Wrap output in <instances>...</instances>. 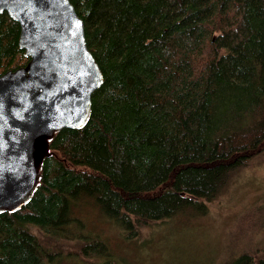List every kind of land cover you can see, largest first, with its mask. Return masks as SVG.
<instances>
[{"label": "trees", "instance_id": "obj_1", "mask_svg": "<svg viewBox=\"0 0 264 264\" xmlns=\"http://www.w3.org/2000/svg\"><path fill=\"white\" fill-rule=\"evenodd\" d=\"M70 2L103 81L87 122L49 141L31 199L0 213V264H43L71 244L88 248L85 264H114L105 244L73 234L76 202L93 198L131 238L142 224L206 214L264 148V0ZM18 33L1 12L0 72L29 59ZM249 218L264 227V198ZM260 228L229 264H264Z\"/></svg>", "mask_w": 264, "mask_h": 264}, {"label": "water", "instance_id": "obj_2", "mask_svg": "<svg viewBox=\"0 0 264 264\" xmlns=\"http://www.w3.org/2000/svg\"><path fill=\"white\" fill-rule=\"evenodd\" d=\"M19 24L25 65L0 73V213L25 205L36 190L49 141L80 128L102 72L70 0H0Z\"/></svg>", "mask_w": 264, "mask_h": 264}, {"label": "rangeland", "instance_id": "obj_3", "mask_svg": "<svg viewBox=\"0 0 264 264\" xmlns=\"http://www.w3.org/2000/svg\"><path fill=\"white\" fill-rule=\"evenodd\" d=\"M248 160L249 166L230 174L221 193L207 203L204 215L181 213L163 221L142 224L137 234L129 238V228L113 224V220L101 213L93 198L84 197L71 208L73 234L82 242L105 244L106 257L114 264H229L233 256L245 249L247 237L256 228L262 227L255 233V241L261 242L257 246L264 245L261 233L264 227L249 218L264 198V148ZM32 230L37 232L34 227ZM67 234H71L69 227L64 229V237ZM65 241L66 238L63 239L64 247H68ZM71 246L51 253V260L47 256L43 264H85L82 256L88 248L84 251Z\"/></svg>", "mask_w": 264, "mask_h": 264}]
</instances>
